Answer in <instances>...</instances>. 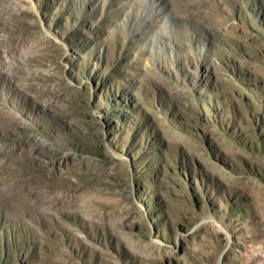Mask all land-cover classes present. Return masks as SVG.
<instances>
[{"label":"rangeland","instance_id":"374dc122","mask_svg":"<svg viewBox=\"0 0 264 264\" xmlns=\"http://www.w3.org/2000/svg\"><path fill=\"white\" fill-rule=\"evenodd\" d=\"M0 264H264V0H0Z\"/></svg>","mask_w":264,"mask_h":264}]
</instances>
